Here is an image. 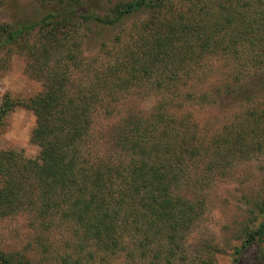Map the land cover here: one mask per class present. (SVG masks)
<instances>
[{"label":"trees","instance_id":"1","mask_svg":"<svg viewBox=\"0 0 264 264\" xmlns=\"http://www.w3.org/2000/svg\"><path fill=\"white\" fill-rule=\"evenodd\" d=\"M51 1L56 3L55 9L35 21L0 24V47L25 50L28 70L43 77L45 87L39 95L17 101L35 117L30 141L38 146V154L30 158L21 151L0 150V218L23 212L39 231L66 226L69 236L77 238L79 252L90 240L97 248L113 252L123 236L131 234L143 252L151 248L150 264L159 259L174 264L178 254L182 258L184 234L202 211L201 196L191 198L177 189L184 176L190 178V160L210 152L206 167L212 168L223 167L229 155H246L245 126L217 137L210 147L196 141L195 131L189 132L188 115L178 119L172 111L175 102L164 99L149 112L130 115L116 128L113 143L109 139L114 154L108 150L92 156L84 152L91 114L119 86L151 78L154 72V86L166 89L163 82L177 78L185 64L199 63L205 53L236 55L243 38L258 46L256 53L247 56L257 66L264 57V19L255 23V16H239L237 2L246 8L250 5L246 0H234V6L229 0L218 1L212 13L215 20L206 17L209 0H187L193 10L186 8L187 14L180 10L165 13L170 0H126L104 15L84 12L62 0ZM143 10L150 12V20L139 29V46L123 48L114 63L93 69L87 84L70 90L67 71L78 64L73 57L76 22L111 26ZM241 64L239 61L233 68L236 81L245 71ZM159 69L164 77H158ZM128 70L131 74L125 72ZM243 97L246 93L239 92L236 98ZM15 103L4 97L0 125ZM256 213L255 226L245 227L240 245L233 249V264L252 244L259 246L257 257L264 264V197L256 202ZM36 241L46 253L48 246L41 232ZM72 257L62 260L84 264L83 257ZM0 264L34 262L24 254L0 251Z\"/></svg>","mask_w":264,"mask_h":264},{"label":"rangeland","instance_id":"2","mask_svg":"<svg viewBox=\"0 0 264 264\" xmlns=\"http://www.w3.org/2000/svg\"><path fill=\"white\" fill-rule=\"evenodd\" d=\"M62 1L78 5L87 13L104 15L118 2L126 0ZM186 1L170 0L164 8L165 13L178 10L186 13V8L193 11ZM218 1L221 0H209L208 19L215 20L212 13ZM229 2L235 5L234 0ZM249 2L246 8L240 7L237 2L239 16L241 13L245 19L255 16V23H261L264 19V0H246L245 3ZM55 6L56 3L51 0H0V24L35 21L48 10H54ZM149 13L146 10L133 13L111 26L89 20L76 22L77 47L73 57L78 64L68 68L67 87L72 91L77 85L82 87L88 83L93 69L114 63L123 48L134 44L139 46L137 35L150 20ZM262 34L264 36V30ZM244 39L240 41L236 55L205 53L199 63L193 66L185 64L183 70L179 69L177 78L163 82L166 89L159 90L154 86V72L151 78L143 77L141 81L124 88L119 86L120 90L112 95L106 94L102 104L99 103L91 114L90 133L84 152L92 156L108 150L114 154L115 148L110 147L109 139H112L116 128L130 115L149 112L159 100L164 99L175 102L172 111L178 119L188 115L189 132L195 131L196 141H204L210 147L217 137L235 127L245 126L244 149L249 150L246 155H229L223 167L214 165L212 168L206 167L211 159L210 152L190 160V178L184 176L185 181L180 182L177 189L191 198L201 196L202 211L184 234L182 258L178 254L174 264H233V249L240 245L245 227H253L256 223V202L264 197V57L257 66L248 62V53H256L258 46ZM28 60L25 50L0 47V104L4 97L16 102L0 125V150L21 151L25 157L33 158L39 151L38 146L30 141L35 117L17 101L31 99L45 87L44 78L34 76L28 70ZM239 61L243 65L242 71H245L236 81L233 68ZM125 72L131 74L129 70ZM157 74L158 77L165 76L160 69ZM103 92L107 93V90L104 88ZM239 92L246 93V97L236 98ZM40 232L48 246L46 253L37 245L36 235ZM43 232L37 230L36 223H30L26 213L2 217L0 251L27 255L34 264H66L62 257L67 255H72L73 259L83 257L84 264H150L152 257L151 248L143 252L136 246L137 238L131 234H125L113 252L97 248L91 240L79 252L78 240L69 236L66 226ZM258 248L257 244L246 247L237 264H261L257 257ZM88 251H92L91 256ZM156 264L164 262L159 259Z\"/></svg>","mask_w":264,"mask_h":264}]
</instances>
